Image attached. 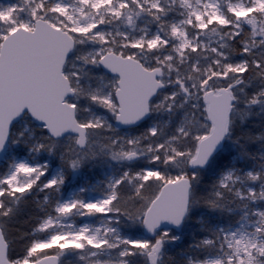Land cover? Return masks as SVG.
<instances>
[{
	"label": "snow or ice",
	"instance_id": "6c2138e0",
	"mask_svg": "<svg viewBox=\"0 0 264 264\" xmlns=\"http://www.w3.org/2000/svg\"><path fill=\"white\" fill-rule=\"evenodd\" d=\"M0 264H264V0L0 2Z\"/></svg>",
	"mask_w": 264,
	"mask_h": 264
},
{
	"label": "rangeland",
	"instance_id": "374dc122",
	"mask_svg": "<svg viewBox=\"0 0 264 264\" xmlns=\"http://www.w3.org/2000/svg\"><path fill=\"white\" fill-rule=\"evenodd\" d=\"M0 2H7V0H0ZM98 178H102V172L100 169H96L92 172L86 170L78 179L80 182H83L85 179L95 182Z\"/></svg>",
	"mask_w": 264,
	"mask_h": 264
},
{
	"label": "trees",
	"instance_id": "16d2710c",
	"mask_svg": "<svg viewBox=\"0 0 264 264\" xmlns=\"http://www.w3.org/2000/svg\"><path fill=\"white\" fill-rule=\"evenodd\" d=\"M197 215H199L198 212H193V216H194V217L197 216ZM197 227H198V225L195 224V223L192 222V221H189V222H187V223L184 225L182 231L179 232V233L182 234V235L184 236V241H185V242H187V239H188V237H189V234H190L193 230H195Z\"/></svg>",
	"mask_w": 264,
	"mask_h": 264
},
{
	"label": "water",
	"instance_id": "95a60500",
	"mask_svg": "<svg viewBox=\"0 0 264 264\" xmlns=\"http://www.w3.org/2000/svg\"><path fill=\"white\" fill-rule=\"evenodd\" d=\"M182 229L176 230V231H181Z\"/></svg>",
	"mask_w": 264,
	"mask_h": 264
}]
</instances>
